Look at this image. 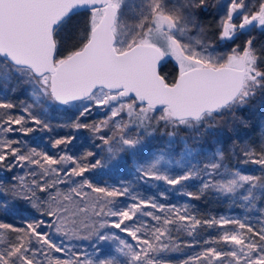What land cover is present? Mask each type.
Returning <instances> with one entry per match:
<instances>
[{
    "label": "trees",
    "instance_id": "obj_1",
    "mask_svg": "<svg viewBox=\"0 0 264 264\" xmlns=\"http://www.w3.org/2000/svg\"><path fill=\"white\" fill-rule=\"evenodd\" d=\"M210 1L203 0V5L197 7L195 13L200 20L207 22L218 40L219 29L212 27L215 19H210L206 9ZM112 2L117 8V1ZM91 12H76L55 29L57 62L80 50L88 41L92 29ZM0 59L12 68L31 74L28 68ZM257 69L259 75L248 81L244 95L239 93L225 107L205 113L198 120L178 121L165 112L163 118L156 119L157 110L146 105L145 110L135 111L132 106L141 105L134 99V103L123 108L118 116L109 113L107 104L98 107L99 110L84 111L78 107L83 100L74 102V108L57 102L45 108L29 97L26 84L0 85V136L5 137L4 146L0 144V155L6 158V162L10 156L7 162L10 174L0 177V196L5 199L6 206L0 209V264L65 262L57 240L50 232L53 217L46 207L50 206L48 192L34 187L27 196L19 182L12 178L24 169L27 161L36 166V163L44 162L43 159H58L62 154L73 160V166H68L63 174L74 167L86 172L75 178L69 173L62 186L70 181L76 183L74 186L82 194L71 196L69 193L68 200L72 204L76 199L80 200L82 212L90 203L95 204V210L89 215L94 217L95 225L106 217V208L130 200L134 191L150 204L152 201L146 198L149 188L145 175L149 174L148 169L153 163L158 164L155 160L163 165L165 158L171 156L174 162L156 174L155 184L172 183L174 188L165 197L156 196L153 215L146 224L150 230L142 238V248L131 256L125 245L119 248L118 255L124 256L127 264H203L208 255L226 243L219 234L213 233L212 227L217 223L218 212L227 203L211 191L204 176L206 166L218 159L213 154L216 141L236 148L240 130L254 129L255 117L264 108V64H257ZM160 74L171 84L179 75L178 67L171 59L163 60ZM124 99L130 100L129 97ZM107 103L111 104V97ZM120 117L124 120L117 128L115 123ZM8 120L20 124L16 127L10 124L8 130ZM139 137V144L132 149L129 140ZM61 146L66 148L58 154ZM204 149L211 152L205 153ZM110 151H115V158L111 157ZM182 204L186 205L184 211L178 208ZM89 217L84 220L87 222ZM104 228L110 229L111 226L107 223ZM167 231L172 232L171 249L165 253L160 244ZM95 233L94 230L86 239L90 245ZM76 243V247L82 244ZM76 247L71 264L79 263L82 249Z\"/></svg>",
    "mask_w": 264,
    "mask_h": 264
},
{
    "label": "rangeland",
    "instance_id": "obj_2",
    "mask_svg": "<svg viewBox=\"0 0 264 264\" xmlns=\"http://www.w3.org/2000/svg\"><path fill=\"white\" fill-rule=\"evenodd\" d=\"M116 1L118 13L113 33L117 51H124L137 43L153 44L161 49L163 60L171 59L177 65L179 73L197 66L249 67L250 75L245 79L241 95H244L248 81L259 75L257 64H264V0H211L206 9L208 8L210 19H215L212 27L219 29L218 40H215V33L207 22L196 16L195 10L203 5V0ZM103 12L102 7L92 9V27ZM37 77L32 71L30 74L12 68L0 59V85L16 82L26 84L29 97L48 108L56 103L50 93L49 75ZM122 96L121 91L108 93L107 90L99 88L78 107L84 111H92L107 104L109 113L118 116L123 108L134 103V98L125 100L126 97ZM110 97L111 104L108 105L107 100ZM134 101L138 103L135 99ZM69 105L75 107L74 103ZM140 105L132 108L135 111L145 110V105ZM164 112L170 117L169 110L163 108L155 112L156 119L163 118ZM255 118L252 131L243 129L238 133L236 148L216 141L213 154L218 159L206 166L204 176L211 191L227 203L218 212L215 218L217 223L212 227L213 233L216 232L217 236L219 234L226 243L208 255L203 264H264V108ZM123 120V117L118 119L115 123L117 128ZM8 121V130L12 125L16 127L20 124ZM4 139V136H0V144L3 146ZM139 140L140 137L131 139L128 144L133 149L139 144ZM107 145L111 146L109 143ZM65 148L66 146L59 147L57 153H63ZM204 151L211 152L208 149ZM114 153L115 151L109 152L112 158H115ZM7 158L9 161L10 156ZM43 160L44 162L36 163V166H31L34 162L27 161L24 169L12 178L19 182L23 194L27 196V192L34 187L48 192L50 206L46 207L53 217L50 232L60 247L59 252L65 261L63 264L72 263L76 242L82 243L76 247L82 249L78 264H127L125 257L118 255L119 248L128 246L131 256L137 249L142 248V238L150 230L146 224L153 215L156 196L165 197L174 188L172 183L155 184L156 174L173 163V158H165L163 165L154 158L158 164L153 163L148 169L149 174L145 175L148 179L146 186L149 188L146 198L152 202H144L139 193L134 191L137 196L134 194L121 205L106 208V217L98 215L103 219L99 225H95L94 217H89L95 210V204L90 203L82 212L79 209V203H82L80 200L75 198V204L68 200L69 193L71 196L82 194L74 186L76 183L73 184L72 180L73 183L70 181L62 186L69 173L75 178L77 175H85L86 172L83 169L77 171L74 167L67 174H63L68 166H73L71 157H64L63 154L58 159ZM7 162L0 155V177L10 174ZM2 198L0 196V209H5V199ZM185 206L182 204L178 208L184 211ZM98 207L101 209V206ZM88 217L86 222L84 219ZM107 223L111 228L103 229ZM94 230L96 233L90 245L86 239ZM170 236L171 231L165 232L160 244L165 253L171 249ZM108 246L110 248H106Z\"/></svg>",
    "mask_w": 264,
    "mask_h": 264
},
{
    "label": "water",
    "instance_id": "obj_3",
    "mask_svg": "<svg viewBox=\"0 0 264 264\" xmlns=\"http://www.w3.org/2000/svg\"><path fill=\"white\" fill-rule=\"evenodd\" d=\"M102 7L104 12L80 49L56 61L55 29L70 15ZM112 0H0V56L35 76L49 75L51 96L59 105L87 99L101 88L121 91L151 109L167 108L174 120H198L231 103L250 68L197 66L173 83L160 74L161 49L137 43L117 51Z\"/></svg>",
    "mask_w": 264,
    "mask_h": 264
},
{
    "label": "flooded vegetation",
    "instance_id": "obj_4",
    "mask_svg": "<svg viewBox=\"0 0 264 264\" xmlns=\"http://www.w3.org/2000/svg\"><path fill=\"white\" fill-rule=\"evenodd\" d=\"M239 29H241V27H239Z\"/></svg>",
    "mask_w": 264,
    "mask_h": 264
}]
</instances>
